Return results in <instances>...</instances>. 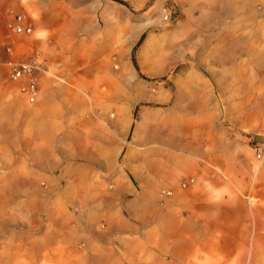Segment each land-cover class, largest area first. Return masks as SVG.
I'll list each match as a JSON object with an SVG mask.
<instances>
[{"label":"crops","instance_id":"0c3cea01","mask_svg":"<svg viewBox=\"0 0 264 264\" xmlns=\"http://www.w3.org/2000/svg\"><path fill=\"white\" fill-rule=\"evenodd\" d=\"M92 1L0 0V145L12 146L15 192L46 196L29 233L0 236V264H264V157L228 104L259 97L264 10L173 0L174 32L183 28L197 57L173 74L164 106L131 79L117 85L115 15L71 4ZM9 9L32 34L6 27ZM146 24L134 27L130 58ZM21 60L39 66L33 103L2 74ZM64 138L74 157L53 155Z\"/></svg>","mask_w":264,"mask_h":264},{"label":"rangeland","instance_id":"374dc122","mask_svg":"<svg viewBox=\"0 0 264 264\" xmlns=\"http://www.w3.org/2000/svg\"><path fill=\"white\" fill-rule=\"evenodd\" d=\"M244 1L250 4V7L247 4L244 12L249 8L252 11L264 10V0ZM103 2L104 0L71 4L83 9L89 8L90 5L92 10H99V13L110 10L115 15L116 58L111 61V65L116 74L117 85H124V80L131 79L133 89L140 91L143 88L163 94L164 98L161 101L164 106H169L171 103L167 97L171 95L173 89V74H177L179 70L187 72L193 69V59L197 57V50L188 45L189 35H183L181 31L183 28L180 27L179 32H174L175 29L178 31L177 27L173 28L179 20L178 6L173 0H150L146 3L127 1V5L110 2L109 7ZM9 13L13 14L15 11L9 9ZM142 22L147 24L142 28L145 37L134 52L138 67L136 69L128 55V46L135 35L134 27ZM128 25H131L130 31L127 29ZM202 56L203 54L200 57ZM60 66L61 63L57 60H53L50 64L51 75L58 82ZM8 69L9 66L6 64L2 74L7 77L11 87L12 83L17 82L8 78ZM258 94L257 98H228L229 107L232 108L229 119L239 120L243 134L247 136L245 143L249 144L250 151L256 158L257 151L254 149L256 142L262 147L260 157H264V79L260 80ZM145 103L152 104L150 101ZM58 133L66 135L65 130H60ZM74 150L75 147L64 138L62 143L53 146V155L60 152L66 157H74ZM12 156V146L0 145V236L9 237L13 234L29 233L28 223L36 218H44L42 203L46 197L42 193L15 192L10 176ZM71 161H74V158ZM39 182L41 184V181Z\"/></svg>","mask_w":264,"mask_h":264},{"label":"built area","instance_id":"2783aa9c","mask_svg":"<svg viewBox=\"0 0 264 264\" xmlns=\"http://www.w3.org/2000/svg\"><path fill=\"white\" fill-rule=\"evenodd\" d=\"M6 27L13 33L30 35L33 33L31 24L26 21V17L21 12L11 14L6 21ZM39 66L36 61H16L9 63L8 78L18 83V92L23 95L28 102H36L39 96V88L37 81V70ZM257 151V158L262 154V147L258 142L254 145ZM192 179H190L191 181ZM181 186H185L186 182H181ZM170 190H162L160 195H170Z\"/></svg>","mask_w":264,"mask_h":264},{"label":"trees","instance_id":"16d2710c","mask_svg":"<svg viewBox=\"0 0 264 264\" xmlns=\"http://www.w3.org/2000/svg\"><path fill=\"white\" fill-rule=\"evenodd\" d=\"M114 1L119 2L121 4H124V5H127L126 1H124V0H114ZM144 37H145V33H142L140 35V37L138 38V40H137V42L134 45L133 50H132L131 60H132V63H133V65H134V67L136 69H138V67H137V63H136V60H135V56H134V50L141 44V42L143 41Z\"/></svg>","mask_w":264,"mask_h":264},{"label":"bare ground","instance_id":"6f19581e","mask_svg":"<svg viewBox=\"0 0 264 264\" xmlns=\"http://www.w3.org/2000/svg\"><path fill=\"white\" fill-rule=\"evenodd\" d=\"M144 25V24H143ZM142 26V25H141Z\"/></svg>","mask_w":264,"mask_h":264}]
</instances>
